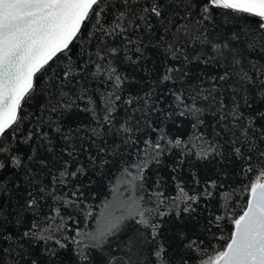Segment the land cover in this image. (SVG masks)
I'll return each instance as SVG.
<instances>
[{
	"label": "snow or ice",
	"instance_id": "obj_1",
	"mask_svg": "<svg viewBox=\"0 0 264 264\" xmlns=\"http://www.w3.org/2000/svg\"><path fill=\"white\" fill-rule=\"evenodd\" d=\"M217 13L256 18V24L213 36L209 27L215 31ZM162 47L175 66L133 92L144 79L138 73L151 78L149 61ZM38 76L45 77V103L24 113ZM177 80L179 90L167 91L173 107L166 116L194 118L189 141L167 139L153 119L166 100L157 95L158 84L171 81L175 88ZM77 111L87 114V123H69ZM141 133L148 136L144 147L118 177L132 195H114L89 228L86 192L92 181L83 178L110 171ZM182 145L172 173L182 171L190 152L197 160L233 163L246 179L256 173L243 185L247 198L238 213L221 194L219 214L209 212L201 224L194 215L201 199L210 200L212 190L225 185L208 178L196 191L201 182L195 172L191 194L172 175L174 196L157 190L146 203L144 195H135L143 190L148 164H159L166 150ZM166 208L180 225L195 223L165 232L172 214ZM80 212L86 227L73 229ZM128 220L136 226L117 246L123 259L110 254L105 264H190L193 253L198 264H264V0H0V264H64L69 244L80 264H91L85 248L102 249ZM224 220L231 224L227 239L209 253L204 237L223 239L213 229L222 231Z\"/></svg>",
	"mask_w": 264,
	"mask_h": 264
},
{
	"label": "trees",
	"instance_id": "obj_2",
	"mask_svg": "<svg viewBox=\"0 0 264 264\" xmlns=\"http://www.w3.org/2000/svg\"><path fill=\"white\" fill-rule=\"evenodd\" d=\"M175 12L180 14V17H183L185 13L181 8H175ZM171 18V14H170ZM177 23L184 24L186 20L177 17ZM256 18L252 17H225L217 13L215 15V31L212 30V27H209V33L211 35L216 36L223 33L226 29L228 30H236L241 28H251L255 27ZM173 35H175V30H173ZM171 43V38L169 39ZM147 43V40H145ZM198 44L196 42H192V47H197ZM188 48V51L191 52V47L187 44L185 45ZM151 54V53H150ZM172 65L175 66V62L170 61L165 56V49L162 47L156 50V54L151 56V60L149 61V68L152 69L151 78H147L144 76V73H138L137 79L144 77L141 84H137L132 91L138 92L142 88L146 89L151 86L152 81L158 80L159 76L162 74L165 67ZM201 67H203L201 65ZM195 83V81H193ZM45 85V77L38 76L36 80L37 91L34 98L24 105L23 112L24 113H36L39 111V105L45 103V94L42 91ZM180 82L177 80L175 84V88H173V84L171 81L165 82L164 84H158L156 88L157 95H165L166 100L164 103L160 105L164 112L160 113L158 116L154 115L153 119L155 121V127L158 129H162L163 133L166 135L167 139L175 140L177 138L183 141H189L195 131L192 127L194 123V118L188 117H180L176 113H173L172 116H166L167 112H172L173 105L171 104V96L167 95L168 89L179 90ZM98 100V97H97ZM83 106V104H81ZM210 117L206 120V123L210 122ZM81 121L87 123V114L84 112H76L72 117V120L69 123L78 124ZM199 131L204 133H209L211 129L201 127ZM151 138L153 140L156 139L157 133L151 132ZM148 138V136L144 133L140 134L139 143L132 148H129L127 151L122 153L121 158H117V160L110 164L108 169H105V174H93L91 171L88 172V175L84 177V182L87 184L89 178H91V185L89 186V190L86 192V196L88 197V205L91 208L92 216L87 218V226L89 228L95 226V216L101 211V208L105 202L113 201L114 195L118 196L123 194L124 198H127L132 193L126 191V185L123 183H118V177L120 176V171L122 167L126 164H130L135 157L136 150L142 149L144 147L143 140ZM109 143L112 142V137H109ZM191 147V145H189ZM181 148L173 147L170 150H166L164 154L160 157V163L157 164L155 161H152L148 164V167L144 170V186L143 190L137 191L135 195L145 196V202L148 201V193L156 192L157 190L163 192L165 197H172L176 194V187L174 181L171 179L172 175H176L178 178H181L185 183L186 191L192 193L195 185L192 183L190 176L193 172H195L200 178V186L196 188V191H201L203 189L205 180L208 178L216 179L218 183H223L225 185L224 188H217L212 190L213 197L210 200L205 201L203 198L200 201L199 206H197V215L200 219L201 224H203L204 219L208 216L209 212H212L213 215L219 214L217 211L220 208L221 204V194L225 195L227 198L222 201L223 204L230 206L237 213L240 211V208L237 205H242L246 203L247 193L243 191V185L247 184L251 179L255 178L256 173H250L247 179L243 176V174L239 173L235 169V165L233 163H220L219 158L217 157L215 160H197L194 153H188L184 157V163L181 166L182 171L177 173H172L171 168L177 166L178 160H180L181 156ZM20 151L22 153L27 152V147L25 145H20ZM81 161L86 160V155L80 157ZM226 171L228 173L227 178L222 175V172ZM5 179L10 178V173L5 171L3 174ZM160 180V188L157 189L156 181ZM118 189V191H117ZM233 189H240L236 191L234 194L228 195L233 192ZM207 204V207H205ZM166 211H171V215L166 218L167 223L165 224V232L169 230V228H177L184 227L186 230L191 229L192 224L195 221L188 222L186 221L183 225H180L175 219V211L170 210L168 208ZM118 211V210H117ZM116 211V212H117ZM115 214V212H114ZM121 214V213H120ZM120 214H116L117 216ZM74 219L80 220L79 225H72L73 229L77 226L81 229L86 227L84 222V212H80L78 216L74 217ZM134 221L128 220L125 221L124 225H122L121 231L117 234V236L110 239V242L103 246L102 249H88L85 248V254L89 256L91 260V264H105V261L109 258H112L110 254H114L116 260H122V253L117 251V246H122L123 239L126 238L127 235H130L133 227H135ZM12 228L13 226H8ZM221 230L213 229L216 237H223V239H215L211 235H207L204 237L205 245L211 253L213 247L220 248L224 241L227 239V236L231 230V224L228 220L221 221ZM71 234V233H70ZM75 246L69 244V249L65 251L64 254V264H80L79 257L74 255L72 249ZM194 259L190 261V264H198L199 256L196 253L192 254ZM179 264V262H177Z\"/></svg>",
	"mask_w": 264,
	"mask_h": 264
},
{
	"label": "rangeland",
	"instance_id": "obj_3",
	"mask_svg": "<svg viewBox=\"0 0 264 264\" xmlns=\"http://www.w3.org/2000/svg\"><path fill=\"white\" fill-rule=\"evenodd\" d=\"M117 210H118V211H117ZM112 211H113V213L115 212V215L121 213V211H120L118 208H113ZM116 211H117V212H116Z\"/></svg>",
	"mask_w": 264,
	"mask_h": 264
}]
</instances>
